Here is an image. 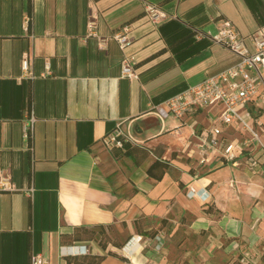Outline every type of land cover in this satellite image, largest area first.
Masks as SVG:
<instances>
[{"label": "crops", "instance_id": "obj_1", "mask_svg": "<svg viewBox=\"0 0 264 264\" xmlns=\"http://www.w3.org/2000/svg\"><path fill=\"white\" fill-rule=\"evenodd\" d=\"M224 21L247 37L264 0H0V264H264V84L241 109L251 130L222 126L235 161L221 146L201 162L222 105L157 111L238 63L214 39ZM130 56L138 78L122 74ZM119 126L131 139L110 148Z\"/></svg>", "mask_w": 264, "mask_h": 264}, {"label": "built area", "instance_id": "obj_2", "mask_svg": "<svg viewBox=\"0 0 264 264\" xmlns=\"http://www.w3.org/2000/svg\"><path fill=\"white\" fill-rule=\"evenodd\" d=\"M146 13L155 24L161 23L168 16L161 7L150 2L146 4ZM95 24L96 22L92 18L90 21L91 32L94 30ZM128 32L129 27H125L114 35L121 47H125L130 42ZM214 39L235 52L240 58L238 63L189 86L157 107V111L162 117L173 115L182 119L200 107L222 105L220 114L201 134L202 163L207 162L210 153L216 152L221 146H223L222 156L224 158L231 161L237 160L239 149L233 143L225 144L222 141V126L240 121L246 129L251 130L249 116L243 114L241 109L247 105L258 92L259 87L264 84V27L257 29L247 37H243L230 21H224ZM246 39L250 40L252 49L247 45ZM101 41L103 42L104 39ZM136 64L137 61L133 56L122 59V74L132 79L138 78L135 69ZM28 65V59L25 58L23 66L26 70H28ZM46 66V73L51 74L50 64L47 63ZM35 120V116L32 115L25 121L24 137L27 142L32 137ZM253 134L257 140H260L257 133L253 132ZM129 139H131L129 135L119 126L105 137V143L110 148L124 147L125 141ZM250 163L252 166L258 165L255 159L250 160ZM10 180L9 175L0 173V189H11ZM33 190L34 188H31V192ZM189 195H199V191L191 188ZM31 264H49V260L40 254H34L31 258Z\"/></svg>", "mask_w": 264, "mask_h": 264}, {"label": "trees", "instance_id": "obj_3", "mask_svg": "<svg viewBox=\"0 0 264 264\" xmlns=\"http://www.w3.org/2000/svg\"><path fill=\"white\" fill-rule=\"evenodd\" d=\"M126 143V142H125ZM100 259H101V257L100 258H98V260L97 261H100Z\"/></svg>", "mask_w": 264, "mask_h": 264}, {"label": "bare ground", "instance_id": "obj_4", "mask_svg": "<svg viewBox=\"0 0 264 264\" xmlns=\"http://www.w3.org/2000/svg\"><path fill=\"white\" fill-rule=\"evenodd\" d=\"M83 254V253H82Z\"/></svg>", "mask_w": 264, "mask_h": 264}]
</instances>
